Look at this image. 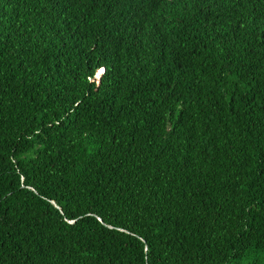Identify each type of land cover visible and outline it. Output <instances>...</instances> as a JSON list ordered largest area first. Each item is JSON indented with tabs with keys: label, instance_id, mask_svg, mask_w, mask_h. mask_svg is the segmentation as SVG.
<instances>
[{
	"label": "trees",
	"instance_id": "1",
	"mask_svg": "<svg viewBox=\"0 0 264 264\" xmlns=\"http://www.w3.org/2000/svg\"><path fill=\"white\" fill-rule=\"evenodd\" d=\"M0 264H264V2L0 0Z\"/></svg>",
	"mask_w": 264,
	"mask_h": 264
},
{
	"label": "clouds",
	"instance_id": "2",
	"mask_svg": "<svg viewBox=\"0 0 264 264\" xmlns=\"http://www.w3.org/2000/svg\"><path fill=\"white\" fill-rule=\"evenodd\" d=\"M262 1L264 2V0H262ZM256 2H258V3H259V2H260V0H256Z\"/></svg>",
	"mask_w": 264,
	"mask_h": 264
}]
</instances>
